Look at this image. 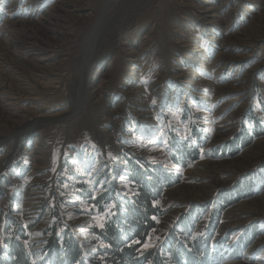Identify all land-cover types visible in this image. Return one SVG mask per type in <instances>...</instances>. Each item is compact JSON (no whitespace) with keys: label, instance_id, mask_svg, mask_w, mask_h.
Returning a JSON list of instances; mask_svg holds the SVG:
<instances>
[{"label":"rangeland","instance_id":"374dc122","mask_svg":"<svg viewBox=\"0 0 264 264\" xmlns=\"http://www.w3.org/2000/svg\"><path fill=\"white\" fill-rule=\"evenodd\" d=\"M104 4L0 0V264L13 243L68 264L66 238L92 263L88 194L107 191L119 224L135 174L162 186V215L130 264H264V135L174 164L191 135L228 147L264 119V0Z\"/></svg>","mask_w":264,"mask_h":264},{"label":"trees","instance_id":"16d2710c","mask_svg":"<svg viewBox=\"0 0 264 264\" xmlns=\"http://www.w3.org/2000/svg\"><path fill=\"white\" fill-rule=\"evenodd\" d=\"M248 123L249 127L246 124L242 127L243 135L240 132L236 134L235 138L228 144V147L226 145L207 146L205 144L201 148L199 146L201 136L195 137V135H191L190 138L185 140L183 149L176 152L179 155L175 159V166H184L200 158H220L229 153L230 155H236L238 150L243 147L242 144L246 146L253 141L255 136L264 135V119L249 117ZM241 137L244 138L243 143L240 139ZM228 149L229 153L227 152ZM139 178V174L130 177L129 181L132 183L133 192L139 198L136 199L134 208L129 207L127 209V215L124 216L119 224L112 222L109 219V214L105 213L107 210L112 209L109 204L113 202V199L108 197L109 193H106L107 191L96 197L91 193L88 194L87 199L93 204L91 213L96 217H102L101 223L103 224V227L95 225L92 227L91 232L100 243L104 242L103 244H106L102 249L98 250L90 264H130L138 250L144 247V244L151 236L152 230L157 227L159 216L162 215V209H159V203H156V201L160 200L162 186L156 185L157 182L153 181L157 188L152 187L150 190L144 187ZM238 194L242 195V192L238 190ZM101 200H105L107 203L104 208ZM114 207L118 216H122L116 203H114ZM64 243L66 248L61 260L68 264H78L83 250L71 238L64 239ZM52 245L57 249L60 248V241L56 239L54 233L48 239L47 248ZM144 252L146 253L144 256L146 259L150 253L148 250ZM10 255L13 258V262L10 264H30V260L26 257V250L21 244L13 243L10 246ZM79 264L88 263L81 261Z\"/></svg>","mask_w":264,"mask_h":264},{"label":"bare ground","instance_id":"6f19581e","mask_svg":"<svg viewBox=\"0 0 264 264\" xmlns=\"http://www.w3.org/2000/svg\"><path fill=\"white\" fill-rule=\"evenodd\" d=\"M110 1H111V0H105L104 11H106L107 8L109 7V5H110V4H109ZM91 37H92V38H91V42H92V40H95V38L97 37L96 30L93 31ZM79 104H80V102L78 103L77 109H79ZM41 116H42V115H41ZM46 117H48V115H47V116L43 115V117H41V119H42V118H46Z\"/></svg>","mask_w":264,"mask_h":264},{"label":"snow or ice","instance_id":"6c2138e0","mask_svg":"<svg viewBox=\"0 0 264 264\" xmlns=\"http://www.w3.org/2000/svg\"><path fill=\"white\" fill-rule=\"evenodd\" d=\"M99 226H100V227H103V224L101 223ZM146 247H147V245H146Z\"/></svg>","mask_w":264,"mask_h":264},{"label":"water","instance_id":"95a60500","mask_svg":"<svg viewBox=\"0 0 264 264\" xmlns=\"http://www.w3.org/2000/svg\"><path fill=\"white\" fill-rule=\"evenodd\" d=\"M53 119H58L59 121L62 120V119H60V118H53Z\"/></svg>","mask_w":264,"mask_h":264}]
</instances>
